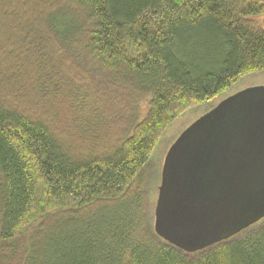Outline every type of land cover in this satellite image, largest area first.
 <instances>
[{
    "label": "trees",
    "instance_id": "16d2710c",
    "mask_svg": "<svg viewBox=\"0 0 264 264\" xmlns=\"http://www.w3.org/2000/svg\"><path fill=\"white\" fill-rule=\"evenodd\" d=\"M264 0H0V264H264V220L187 253L149 173L186 110L264 70Z\"/></svg>",
    "mask_w": 264,
    "mask_h": 264
},
{
    "label": "water",
    "instance_id": "95a60500",
    "mask_svg": "<svg viewBox=\"0 0 264 264\" xmlns=\"http://www.w3.org/2000/svg\"><path fill=\"white\" fill-rule=\"evenodd\" d=\"M154 216L156 233L187 253L264 219V85L227 96L180 134Z\"/></svg>",
    "mask_w": 264,
    "mask_h": 264
},
{
    "label": "rangeland",
    "instance_id": "374dc122",
    "mask_svg": "<svg viewBox=\"0 0 264 264\" xmlns=\"http://www.w3.org/2000/svg\"><path fill=\"white\" fill-rule=\"evenodd\" d=\"M255 18L261 24H264V16H257ZM261 85H264V70L241 77L235 84H233L229 88V90H227L222 95L186 110L164 132L161 138V141L152 156V166L149 171L151 176H153L156 173L155 175L156 178L160 180L164 160L166 158V155L170 147L176 141V139L180 136V134L186 128H188L193 122H195L198 118H200L202 115H204L209 110H211L213 107H215L221 100H223L227 96L232 95L247 87L261 86ZM158 193H159L158 188L151 190V198L153 199L155 206H156V202L158 199ZM263 220L264 219L259 221L257 224H260ZM152 225L154 227V219H153Z\"/></svg>",
    "mask_w": 264,
    "mask_h": 264
}]
</instances>
